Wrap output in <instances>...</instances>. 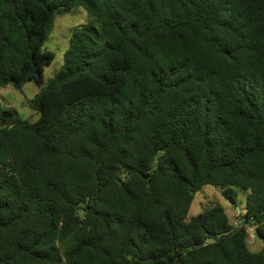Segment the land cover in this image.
<instances>
[{"label": "trees", "instance_id": "obj_1", "mask_svg": "<svg viewBox=\"0 0 264 264\" xmlns=\"http://www.w3.org/2000/svg\"><path fill=\"white\" fill-rule=\"evenodd\" d=\"M77 5L98 27L38 120L0 110V264H264V0H0V87L43 83ZM205 186L243 195L237 223L216 203L186 221Z\"/></svg>", "mask_w": 264, "mask_h": 264}, {"label": "rangeland", "instance_id": "obj_2", "mask_svg": "<svg viewBox=\"0 0 264 264\" xmlns=\"http://www.w3.org/2000/svg\"><path fill=\"white\" fill-rule=\"evenodd\" d=\"M88 24L98 27V23L79 5L75 6L69 13L57 15L54 18L51 32L44 44L45 49L54 53L55 59L45 68L43 83L37 84L34 81H29L20 88H14L12 85L0 87V109L13 110L16 118L21 121H27L29 123L37 121L39 113L30 107V100L38 94L40 88L44 87L55 73L61 70L64 53L69 46V40L73 31ZM235 198L237 202L236 208L231 206L222 197L220 189L205 186L201 191L194 194L186 221L200 214L206 206L211 203H216L225 209L230 218V222L235 224L238 222L237 214H243L245 207L243 195L238 193ZM248 247L252 251H260L264 246L254 238L251 241L248 240Z\"/></svg>", "mask_w": 264, "mask_h": 264}, {"label": "built area", "instance_id": "obj_3", "mask_svg": "<svg viewBox=\"0 0 264 264\" xmlns=\"http://www.w3.org/2000/svg\"><path fill=\"white\" fill-rule=\"evenodd\" d=\"M248 237L250 240H253L255 238V235H254V227L250 228V231H249V234H248Z\"/></svg>", "mask_w": 264, "mask_h": 264}, {"label": "water", "instance_id": "obj_4", "mask_svg": "<svg viewBox=\"0 0 264 264\" xmlns=\"http://www.w3.org/2000/svg\"><path fill=\"white\" fill-rule=\"evenodd\" d=\"M208 239L213 240V241L217 240V238L215 236H208Z\"/></svg>", "mask_w": 264, "mask_h": 264}]
</instances>
